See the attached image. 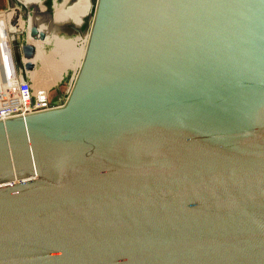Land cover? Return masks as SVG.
Listing matches in <instances>:
<instances>
[{"label":"water","instance_id":"obj_1","mask_svg":"<svg viewBox=\"0 0 264 264\" xmlns=\"http://www.w3.org/2000/svg\"><path fill=\"white\" fill-rule=\"evenodd\" d=\"M0 264H264V0H95L64 105L0 121Z\"/></svg>","mask_w":264,"mask_h":264},{"label":"bare ground","instance_id":"obj_2","mask_svg":"<svg viewBox=\"0 0 264 264\" xmlns=\"http://www.w3.org/2000/svg\"><path fill=\"white\" fill-rule=\"evenodd\" d=\"M43 10L44 7L42 6ZM21 6L16 8H11L9 10L0 11L2 13L0 17V51L2 54L6 53V51L11 47V43L7 38L8 31L11 29V26H7V23L14 20L15 28L20 29L23 20L20 16ZM11 15L12 17H8ZM55 24H53V31L55 35V43H52V47L49 51L44 50V45L47 43L46 39L49 37L48 34V26L45 21H39L35 18H28L27 20V36L29 43L35 46V54L30 59L34 64L36 61H40L41 67L37 68L35 66V70L32 74L33 79L35 80L34 84L39 87H49L52 84L58 82L64 72L69 67H75L76 65L79 67L81 61L85 54V49L88 41L89 31L86 34H78L76 36H67L61 30L63 28V18L62 11L58 10L55 13ZM60 16V19H59ZM4 21V22H3ZM13 23V24H14ZM10 25V24H9ZM55 25V26H54ZM37 28V33H33L32 29ZM51 29V28H50ZM44 32L46 37L41 38L40 33ZM19 33V32H18ZM80 45H79V44ZM78 49L76 50V45ZM8 45L10 47H8ZM73 45V46H72ZM13 48V46L11 47ZM61 48H68V55H60L59 50ZM74 50V52L72 51ZM40 66V65H39ZM37 68V69H36ZM74 69V68H73ZM78 70L74 72L76 76ZM75 79V78H74ZM35 86V87H36Z\"/></svg>","mask_w":264,"mask_h":264},{"label":"built area","instance_id":"obj_3","mask_svg":"<svg viewBox=\"0 0 264 264\" xmlns=\"http://www.w3.org/2000/svg\"><path fill=\"white\" fill-rule=\"evenodd\" d=\"M25 41L15 42L13 48L8 45L10 48L5 54L0 51V121L62 106L74 84L76 76L73 73L63 95L58 98L52 95L53 85L35 87L31 69L25 67L28 61L22 51Z\"/></svg>","mask_w":264,"mask_h":264},{"label":"rangeland","instance_id":"obj_4","mask_svg":"<svg viewBox=\"0 0 264 264\" xmlns=\"http://www.w3.org/2000/svg\"><path fill=\"white\" fill-rule=\"evenodd\" d=\"M40 4L41 5L36 4V3L35 4L30 3L29 5L24 4V7H21L20 16H21V19L23 20V22H22L20 29L15 28L14 20L7 23V26H11V29L8 31L9 33H8L6 39L10 40L11 47L12 46L14 47L15 42L16 43L18 42V44H19L20 42H23L25 40H26L25 42L28 41V36H27L26 31H27V20L30 17V18L38 19L39 21H45L47 23V26H48V34L47 35H49V37L46 39L47 43H45V45H44V50H46V51L50 50V48L52 47L51 43L54 40L53 24H55V19L52 20V15L54 13V5L55 4H53L51 1H48L47 3H45V5H44V3H42L40 1ZM74 4H75V7H77V9H80L83 13H81L80 15H78V13H77V18H76L75 12L73 11V16L75 15L74 19L72 18L71 21H69L63 25L67 29H66V31H64L63 29H61V30H63L62 32H65L64 34L67 36H76L80 33L84 35V34H86L87 31H89L90 23H91V17L93 15L94 6H95V0H75ZM16 5L20 6V5L15 3V5L9 7L6 10L11 9ZM42 6L44 7V14L45 15H43L42 13L35 12L37 9L43 10ZM73 7H74V5H73ZM1 15H2V13L0 12V17H1ZM9 16L12 17L11 15H8V17ZM82 19L84 21H82ZM77 30H79V31H77ZM34 65L37 68L41 67V63L38 60L36 61V64H34ZM78 69H79V67L77 65L75 67L74 66L69 67L64 72L65 74L62 75L61 79L58 82H56L55 84H52L54 87H52L51 92L55 98H58L59 96L63 95L65 88H67V85L70 82V78L72 77L73 73ZM34 70H35V67L33 66V68L31 69V74H33ZM34 85L36 86V84H34ZM36 87H39V86H36Z\"/></svg>","mask_w":264,"mask_h":264},{"label":"flooded vegetation","instance_id":"obj_5","mask_svg":"<svg viewBox=\"0 0 264 264\" xmlns=\"http://www.w3.org/2000/svg\"><path fill=\"white\" fill-rule=\"evenodd\" d=\"M27 3H32L34 4L35 1H39L40 3V0H25ZM75 0H55L53 4L54 5V13L52 15V20L55 19V13L58 11V10H61L62 11V16L61 18H63V25L69 21H71V19L73 18L74 19V16L76 15V18H77V13L78 15H80L81 13H83L80 9H77V7H75V4H74ZM74 5V7H73ZM73 11L75 12V15L73 16ZM59 19H60V16H59ZM81 20V19H80ZM82 21H84L82 19ZM75 25V24H74ZM64 33V32H63ZM55 37V35H54ZM56 40L54 38V40L52 41V43H55ZM51 43V44H52ZM76 45V44H75ZM16 46V45H15ZM73 46V45H72ZM44 49V48H43ZM78 49L77 45H76V50ZM68 48H61L59 50L60 52V55H68ZM74 52V50H72Z\"/></svg>","mask_w":264,"mask_h":264},{"label":"crops","instance_id":"obj_6","mask_svg":"<svg viewBox=\"0 0 264 264\" xmlns=\"http://www.w3.org/2000/svg\"><path fill=\"white\" fill-rule=\"evenodd\" d=\"M42 3H44V5H45V3H47L48 1H51L52 3H54V1L55 0H40ZM58 1H60V0H58ZM74 1V0H73ZM15 3L16 4H18V5H20L21 7H24V4H29V3H27L25 0H0V11H4V10H6V9H8L9 7H11V6H13V5H15ZM38 3V2H37ZM39 5H40V3H38ZM84 23V22H83ZM82 23V24H83ZM81 24V25H82ZM64 31H66V27L65 26H63V28H62ZM76 30V29H75ZM77 31H79V30H77Z\"/></svg>","mask_w":264,"mask_h":264},{"label":"trees","instance_id":"obj_7","mask_svg":"<svg viewBox=\"0 0 264 264\" xmlns=\"http://www.w3.org/2000/svg\"><path fill=\"white\" fill-rule=\"evenodd\" d=\"M37 2L39 3V1H35L34 4H35V3L38 4ZM40 5H41V4H40ZM35 12L42 13L43 15H45V14H44V10H40V9L38 10V9H37Z\"/></svg>","mask_w":264,"mask_h":264}]
</instances>
